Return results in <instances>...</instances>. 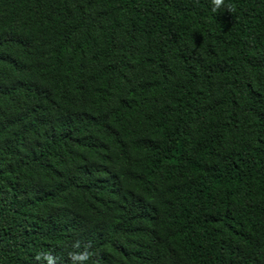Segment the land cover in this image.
<instances>
[{"label": "trees", "instance_id": "1", "mask_svg": "<svg viewBox=\"0 0 264 264\" xmlns=\"http://www.w3.org/2000/svg\"><path fill=\"white\" fill-rule=\"evenodd\" d=\"M0 0V264H264V0Z\"/></svg>", "mask_w": 264, "mask_h": 264}, {"label": "clouds", "instance_id": "2", "mask_svg": "<svg viewBox=\"0 0 264 264\" xmlns=\"http://www.w3.org/2000/svg\"><path fill=\"white\" fill-rule=\"evenodd\" d=\"M212 4H213V11H216V9L218 7H220V5L222 4V0H212ZM73 261L78 262V264H82V262L86 259L84 254H80L77 256H73L72 257Z\"/></svg>", "mask_w": 264, "mask_h": 264}]
</instances>
